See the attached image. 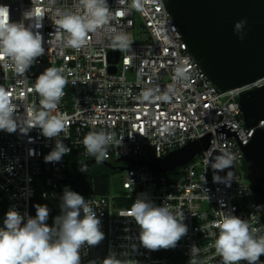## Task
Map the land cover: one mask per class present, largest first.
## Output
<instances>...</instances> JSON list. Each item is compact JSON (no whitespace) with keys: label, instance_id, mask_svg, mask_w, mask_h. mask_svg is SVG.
I'll return each instance as SVG.
<instances>
[{"label":"built area","instance_id":"obj_1","mask_svg":"<svg viewBox=\"0 0 264 264\" xmlns=\"http://www.w3.org/2000/svg\"><path fill=\"white\" fill-rule=\"evenodd\" d=\"M107 3L114 14L109 24L89 33L87 42L73 49L65 46L66 33L59 29L56 13L67 8L83 15L78 0H0V5L10 9V21L31 26L43 37L45 48L25 77L17 76L12 67L0 66V87L17 105L14 116L32 117L42 110L35 80L48 67L63 68L68 84L52 115L65 121L67 132H61L58 139L71 149L60 162L46 163L44 157L55 147V138L44 137L36 127L26 133L19 128L12 133L0 130V227L11 208L30 216L31 201L37 195L60 200L65 187L74 191L68 157L95 160L85 155L82 143L90 131L114 133L105 160L113 166L121 157L162 158L209 135L206 148L175 168V178L146 164H135L124 169L121 192L82 195L91 200L104 239L82 247L81 264H103L110 254L130 264H188L193 244L207 264H220L221 258L209 246L214 243L213 233L218 232L215 224L224 214L264 229L243 150L264 120L248 126L239 102L243 92L264 85V76L220 90L190 51L163 0H140L139 9L132 7V0ZM30 10L35 15L25 20L24 13ZM136 28L143 31L142 41L134 39L123 48L113 44L117 34L135 37ZM111 50L119 52L116 63L109 58ZM7 63L0 60V65ZM148 89L168 98L145 101L141 94ZM222 156L232 159L228 167L219 169ZM138 196L158 206L166 201L174 214H183L188 232L174 248L142 246L139 225L126 215ZM257 264H264V255Z\"/></svg>","mask_w":264,"mask_h":264},{"label":"clouds","instance_id":"obj_2","mask_svg":"<svg viewBox=\"0 0 264 264\" xmlns=\"http://www.w3.org/2000/svg\"><path fill=\"white\" fill-rule=\"evenodd\" d=\"M123 2L118 0V3ZM78 6L85 10L83 15L67 8L57 9L56 13V23L66 33L65 46L73 49L83 46L89 33L108 25L114 16L107 0H78ZM132 7L139 9L140 0H132ZM34 15L32 10L27 11L24 19L30 20ZM246 23V20H241L234 25V32L241 40ZM112 42L115 46L127 47L129 37L117 34ZM43 44V37L39 33L34 32L31 26L26 27L23 22H11L9 7L0 5V60L9 62L0 66L12 67L17 76L25 77L36 59L44 55ZM63 72V68L48 67L37 77L34 89L41 97L42 110L32 117L14 116L17 105L10 93L0 87V130L12 133L19 128L26 133L36 127L44 137L55 138V147L44 157L46 163L60 162L71 151L62 139H58L61 132H67L65 121L59 115H52L68 84ZM141 95L145 101L168 98L154 95L151 89ZM113 141L114 133L90 131L82 141L85 155L94 157L98 164L103 163ZM231 159L220 157L217 168L228 167ZM86 167L81 162L80 170L84 171ZM61 201V214L54 218L51 227L46 223L49 216L47 205H36L35 217L21 215L14 208L9 209L4 226L0 227V264H81L82 247L98 245L104 239L101 220L91 200H85L68 187H65ZM126 215L139 225L140 243L149 250L174 248L188 232L183 214H174L166 201L158 206L152 200L138 196L126 210ZM215 227L218 232L213 233L214 243L209 247L214 248L216 255L221 258L220 264H241L242 261L257 264L261 255H264V229L253 227L247 220L230 214H224ZM103 264L130 262L110 254ZM188 264H207L205 259L200 258V250L195 244L190 248Z\"/></svg>","mask_w":264,"mask_h":264},{"label":"water","instance_id":"obj_3","mask_svg":"<svg viewBox=\"0 0 264 264\" xmlns=\"http://www.w3.org/2000/svg\"><path fill=\"white\" fill-rule=\"evenodd\" d=\"M187 42L211 81L220 89L234 88L264 76V0H163ZM246 20L241 40L234 32L236 22ZM118 50L109 58L118 61ZM115 70V66L112 67ZM241 111L248 126L264 120V85L243 92ZM209 144V135L188 142L162 158L141 160L121 157L128 166L146 164L156 172L167 173L187 164ZM247 179L254 192L264 221V126L257 128L252 140L243 146ZM95 160L85 161L88 167ZM115 167L110 162H103Z\"/></svg>","mask_w":264,"mask_h":264},{"label":"trees","instance_id":"obj_4","mask_svg":"<svg viewBox=\"0 0 264 264\" xmlns=\"http://www.w3.org/2000/svg\"><path fill=\"white\" fill-rule=\"evenodd\" d=\"M75 158H77V156L75 155H71L68 157V169H67L68 176L70 178V184L73 190L80 195L90 194V193L105 194L108 190L107 188L108 176L106 174H96L97 172L90 171V168L94 163L86 167V170L84 171L80 170L81 162H75L74 160ZM83 163L85 164V162ZM102 166L105 167L104 165ZM79 172H81L80 175ZM175 173L176 171L173 173V175L171 174L169 178H175L176 176ZM61 202H62L61 199L48 200V199H43L39 195H37L31 201L30 216L32 217L36 216V207H35L36 205H47L49 209V216L46 223L48 226L51 227L54 224V218L61 214V208H60Z\"/></svg>","mask_w":264,"mask_h":264},{"label":"rangeland","instance_id":"obj_5","mask_svg":"<svg viewBox=\"0 0 264 264\" xmlns=\"http://www.w3.org/2000/svg\"><path fill=\"white\" fill-rule=\"evenodd\" d=\"M128 37H129V42L134 41V39L136 41H142L144 38V34L140 28H136L135 37H133L132 34H129ZM74 160H75V162H84L83 159H80L78 157L75 158ZM101 164L104 165L105 167H103ZM114 166L115 167H109V166L105 165L104 163L98 164V163L94 162V164L90 168V171H95V172H97L96 174H106L108 176V179H107L108 190H107V192L119 193L122 191V180H123V176H124V170L119 169V167L120 166H127V162L121 161L119 163H115ZM175 171H176V169L167 172L166 176L169 177L171 174L173 175V173Z\"/></svg>","mask_w":264,"mask_h":264},{"label":"flooded vegetation","instance_id":"obj_6","mask_svg":"<svg viewBox=\"0 0 264 264\" xmlns=\"http://www.w3.org/2000/svg\"><path fill=\"white\" fill-rule=\"evenodd\" d=\"M81 174V172H79V175Z\"/></svg>","mask_w":264,"mask_h":264}]
</instances>
